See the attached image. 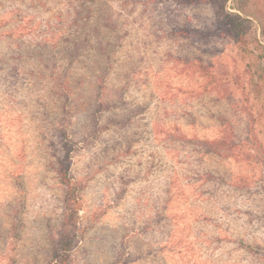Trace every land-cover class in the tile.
Segmentation results:
<instances>
[{"label": "rangeland", "instance_id": "obj_1", "mask_svg": "<svg viewBox=\"0 0 264 264\" xmlns=\"http://www.w3.org/2000/svg\"><path fill=\"white\" fill-rule=\"evenodd\" d=\"M217 15L180 0H0V264L56 263L61 162L80 209L58 263L264 264V92L246 73L264 58ZM219 137L239 146L210 151Z\"/></svg>", "mask_w": 264, "mask_h": 264}, {"label": "trees", "instance_id": "obj_2", "mask_svg": "<svg viewBox=\"0 0 264 264\" xmlns=\"http://www.w3.org/2000/svg\"><path fill=\"white\" fill-rule=\"evenodd\" d=\"M185 4H196V3H210L217 9V22L220 24V30L224 35L233 38L237 44H239L241 51L247 53L257 54L258 59L264 58V53L261 51L264 49V11L256 8V0H238L237 10L239 12L231 13L226 9L227 2L229 0H180ZM254 2V3H253ZM255 4V5H254ZM263 18V19H262ZM259 22L260 35L250 33L248 31L249 23L253 20ZM186 26L183 28L182 33L188 34L190 28ZM256 69L252 71V65L248 64L246 70L248 86L251 93L254 94L256 99H259L264 92V61H259L256 64ZM202 72L206 73L213 81H215V74L209 73L206 69L207 66L200 63L199 66ZM217 83V82H216ZM219 83V81H218ZM204 144L209 147L210 151H215L219 154H224L226 150H234L239 146V143L234 139L219 137L215 139H207ZM57 172L60 176L61 182L66 188V204H67V219L64 223V232L61 235L59 245L56 251V263L65 264L63 262L64 257L67 256L68 250L71 248L72 236L69 234L68 229L75 225V220L72 217L78 214L80 209L79 205V192L77 184L73 181L70 174L68 164L61 162L57 168ZM69 211V213H68ZM69 214V215H68Z\"/></svg>", "mask_w": 264, "mask_h": 264}]
</instances>
